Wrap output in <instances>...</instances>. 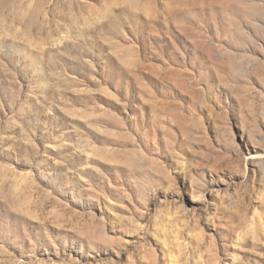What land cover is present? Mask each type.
Here are the masks:
<instances>
[{
    "label": "rangeland",
    "instance_id": "obj_1",
    "mask_svg": "<svg viewBox=\"0 0 264 264\" xmlns=\"http://www.w3.org/2000/svg\"><path fill=\"white\" fill-rule=\"evenodd\" d=\"M0 264H264V0H0Z\"/></svg>",
    "mask_w": 264,
    "mask_h": 264
}]
</instances>
